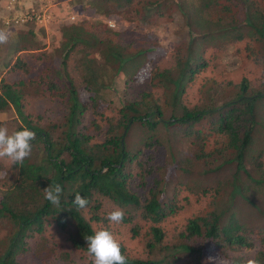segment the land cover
<instances>
[{
    "label": "trees",
    "instance_id": "16d2710c",
    "mask_svg": "<svg viewBox=\"0 0 264 264\" xmlns=\"http://www.w3.org/2000/svg\"><path fill=\"white\" fill-rule=\"evenodd\" d=\"M86 2L93 17L60 28L52 50L29 27L3 48L13 59L0 71V113L13 118L0 127H27L36 140L23 163L0 158V264H17L29 250L45 259L53 224L90 264L86 239L102 229L118 240L126 264H264V0ZM175 12L187 29L167 49L155 29ZM229 55L240 65L226 71ZM113 73L125 78L119 105L104 96ZM44 99L53 105L49 114L30 112L32 101ZM134 125L142 144L131 153L125 140ZM177 125L184 138H202L197 158L219 179L215 189L185 197L179 184L162 201L164 137ZM57 183L59 206L42 192ZM76 194L88 200L84 208L72 203ZM237 197L249 207L245 215ZM117 206L124 220L111 224L105 217ZM180 216L183 226L164 227Z\"/></svg>",
    "mask_w": 264,
    "mask_h": 264
},
{
    "label": "rangeland",
    "instance_id": "374dc122",
    "mask_svg": "<svg viewBox=\"0 0 264 264\" xmlns=\"http://www.w3.org/2000/svg\"><path fill=\"white\" fill-rule=\"evenodd\" d=\"M86 1L87 0H0V29L7 31L9 34L8 42L0 45V56L5 59L4 61L7 60L10 63L12 62L13 56L3 52V48L9 46L11 42L15 45L14 42L17 38V31L19 28L25 30L29 27L34 33L35 38L37 37V39L46 42L44 49L49 51L52 50V47L56 45L54 43V35L57 31H60V28L65 25L71 26L73 22L74 25H77L81 22V17H93L91 11L84 10L82 7L87 4ZM71 16H74L75 20H71ZM14 18L18 19L19 22L16 23L13 21L6 25V23ZM184 25L185 22L183 17L179 12H175L173 21L157 27L155 33L158 35V39L163 42L164 46L167 49H171L174 44L175 35L187 29ZM183 27L185 28L184 30L182 29ZM174 31L176 32L175 34ZM28 53H30V59L34 60L35 57L33 52L31 51ZM223 62L225 64L224 69H227L226 71L235 70V68L240 65L239 60L230 55L224 57ZM2 64L3 63L0 62V65ZM248 69L252 72L254 67L250 66ZM117 76V74L113 73L114 79H116ZM104 79H107V75ZM123 81L124 78L122 75L117 80H114L113 86L107 88L105 91V98L119 105ZM52 110L53 105L46 99L31 102L30 112L33 114H42L45 112L49 114ZM11 118H13L12 112L6 114L0 113V121ZM195 129H200V127H195ZM201 129L203 130V128ZM172 130L174 135L170 140L164 137L166 140L164 145L167 146V150L163 153L166 156V160L161 159V162L164 163L166 167L161 173V177L163 178V184H161V200L166 201L173 189L179 184L183 185L186 189L182 197L189 195V190L191 189L198 193L200 190H203L202 187L215 189L216 179L219 178L216 174L209 173V169H211L210 163L205 164L204 161L197 158L202 148V138L197 134H193V136L189 138H184L182 135L183 128L178 125ZM261 132L264 133L262 130ZM141 139L137 125L132 126L125 140V146L129 152L135 153L140 149L142 144ZM208 142L209 143L205 144L203 148L205 151H210L213 148V140L211 139ZM238 179L242 183L248 184L247 178L244 176L238 175ZM227 193L228 197H230L228 188L224 189V194ZM250 193H252L251 189ZM236 200L237 201L234 202L235 207L240 209L239 213L245 215L249 207L242 202L243 200L240 197H237ZM191 201L192 205L189 209L197 213L199 205L195 203V198L191 197ZM205 202L201 204V206H205ZM102 203V210H108L110 208L109 203L105 201H102ZM182 204H184V202H182ZM85 217L88 218L90 215L87 214ZM184 222L185 218L180 216L174 221H168L167 219L166 223L164 222L163 224L166 228V224H172L170 226L171 228H173V226L178 228L179 226H183ZM95 228L100 229L101 225ZM57 229L55 224H53L52 228L47 231V243L50 247V255H44V257H46L44 259L42 258L43 256L32 254L29 250L28 252L26 251L19 254L17 257V264H90V261L86 259L84 253L75 251L71 247V241L68 235ZM69 232L75 234L74 226L69 228ZM3 249L4 247L0 245V253ZM246 251L248 255H253L254 253L251 249H247Z\"/></svg>",
    "mask_w": 264,
    "mask_h": 264
},
{
    "label": "clouds",
    "instance_id": "9594fccd",
    "mask_svg": "<svg viewBox=\"0 0 264 264\" xmlns=\"http://www.w3.org/2000/svg\"><path fill=\"white\" fill-rule=\"evenodd\" d=\"M70 19L75 20V17L71 16ZM13 21L16 23L19 22L18 19L14 18L6 23V25ZM108 26L113 29L116 26V22L110 20ZM8 39V32L0 29V45L6 44ZM158 41L160 40L158 39ZM4 60V58L0 59V62L3 63L0 65V71H4L6 66L11 64L10 62L6 63L7 60ZM121 75L122 74H118L114 80H117ZM122 77L124 78L123 75ZM106 90L107 89H105L104 92ZM34 140H36V133L29 130L27 127L23 130L13 131L11 133H9L7 127H0V158L7 157L14 164L23 163V161L31 154V142ZM42 192L44 198L48 202L52 205L59 206L61 195L63 193V188L60 184L49 185L43 189ZM72 203L78 208H84L88 204V200L80 194H76ZM124 216L125 213L123 209L117 206L115 210L109 212L105 218L111 224H120L124 220ZM86 242L87 253L92 258V264H126V257L121 253L120 243L109 230L102 229L96 231L94 235L87 237ZM247 264H256V262L249 260Z\"/></svg>",
    "mask_w": 264,
    "mask_h": 264
},
{
    "label": "water",
    "instance_id": "95a60500",
    "mask_svg": "<svg viewBox=\"0 0 264 264\" xmlns=\"http://www.w3.org/2000/svg\"><path fill=\"white\" fill-rule=\"evenodd\" d=\"M149 264H153V263H149Z\"/></svg>",
    "mask_w": 264,
    "mask_h": 264
}]
</instances>
